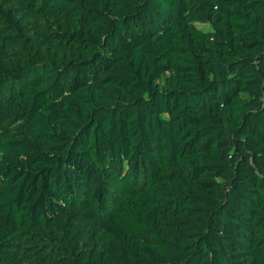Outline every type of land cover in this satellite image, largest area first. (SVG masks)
Segmentation results:
<instances>
[{
  "label": "trees",
  "instance_id": "obj_1",
  "mask_svg": "<svg viewBox=\"0 0 264 264\" xmlns=\"http://www.w3.org/2000/svg\"><path fill=\"white\" fill-rule=\"evenodd\" d=\"M25 1L69 29L0 69V264L27 229L63 264H264V0Z\"/></svg>",
  "mask_w": 264,
  "mask_h": 264
},
{
  "label": "rangeland",
  "instance_id": "obj_2",
  "mask_svg": "<svg viewBox=\"0 0 264 264\" xmlns=\"http://www.w3.org/2000/svg\"><path fill=\"white\" fill-rule=\"evenodd\" d=\"M0 9L11 10L19 26V35L12 34L0 18V39L3 38V43H0V69L19 68L24 65L25 59L45 60L49 48L47 39L58 32L69 29V26L63 23H57L38 15L25 0H0ZM2 34L13 35V38L2 37ZM20 39L24 41L23 46L18 44ZM4 98L5 91L0 89V129L11 134L22 119V111L13 104L3 105ZM21 236L22 238L29 237L34 244L33 249L25 251L27 255V260H24L25 264H44L45 259L53 261L54 264H63L68 256L58 238L44 230L27 229L21 231ZM101 240L97 236L93 250L100 248ZM80 250L84 254H89L92 248L86 242L81 241Z\"/></svg>",
  "mask_w": 264,
  "mask_h": 264
}]
</instances>
